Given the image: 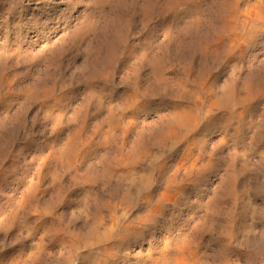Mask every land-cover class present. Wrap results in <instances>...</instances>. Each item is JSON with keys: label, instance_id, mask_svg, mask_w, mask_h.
I'll list each match as a JSON object with an SVG mask.
<instances>
[{"label": "rangeland", "instance_id": "374dc122", "mask_svg": "<svg viewBox=\"0 0 264 264\" xmlns=\"http://www.w3.org/2000/svg\"><path fill=\"white\" fill-rule=\"evenodd\" d=\"M164 244L264 264V0H0V264Z\"/></svg>", "mask_w": 264, "mask_h": 264}, {"label": "bare ground", "instance_id": "6f19581e", "mask_svg": "<svg viewBox=\"0 0 264 264\" xmlns=\"http://www.w3.org/2000/svg\"><path fill=\"white\" fill-rule=\"evenodd\" d=\"M258 14L259 13L257 11V12H254L252 16L258 18ZM249 94H250V90L246 89V99H242V100L238 101V103L242 104L244 108L246 106L245 104H247V101H248L247 97H249ZM223 101L226 102V103H233L234 104V99L231 96L230 97L229 96H225ZM213 106H216V105L215 104L213 105V104L210 103L209 108L205 111V115H207L210 112V110H211L210 108L213 107ZM226 120H230V118H226ZM190 122H191V118H190V116L188 114L184 113L183 111L176 112L174 114L173 118L171 119V124L169 126L168 133H170V134L171 133H175L179 128L188 126L190 124ZM239 129H241V128H239ZM233 132H235V131L233 130ZM198 149H200V148H198ZM201 159H202V154H201L200 151L199 152H193V149H191L190 146L189 147L187 146L186 149L183 151V154H182V156L180 158V161H182V162L187 161V163H189L188 165L190 167H192V166H195L194 164L197 163L198 161H200ZM176 169H178V168H176ZM179 170L180 169H178V171ZM191 170H193V169L191 168ZM186 171H187V169H186ZM165 243H166V241H165ZM178 243H176V244H178ZM183 245H181V246L179 245L176 248H174V249L171 248V250H169V248H167V246H169V245L168 244H164V248L162 249V251H160L158 253L159 256L153 258L154 261H151V264H191V260H192L193 256H191V253L189 251H186V254H185V252H184L185 250H184V246ZM188 247H189V249H192V248H190V245ZM165 252H168V254H166ZM194 252L197 253V250L194 251ZM196 255H197L196 256V258H197L198 257V253Z\"/></svg>", "mask_w": 264, "mask_h": 264}]
</instances>
